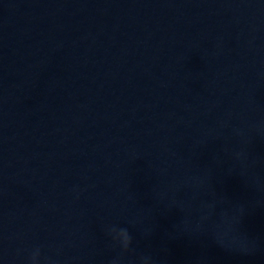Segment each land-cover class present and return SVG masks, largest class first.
I'll return each mask as SVG.
<instances>
[{
  "label": "clouds",
  "instance_id": "obj_1",
  "mask_svg": "<svg viewBox=\"0 0 264 264\" xmlns=\"http://www.w3.org/2000/svg\"><path fill=\"white\" fill-rule=\"evenodd\" d=\"M108 235L110 236L114 246L120 249V255L114 258L110 264H122L123 255L130 250L132 244V237L126 228L111 227L108 229ZM41 251L40 248H34L28 257V264H40ZM146 258H142V264H145Z\"/></svg>",
  "mask_w": 264,
  "mask_h": 264
}]
</instances>
